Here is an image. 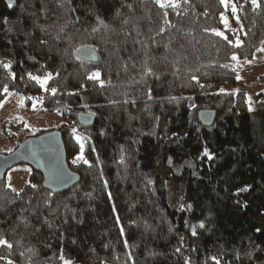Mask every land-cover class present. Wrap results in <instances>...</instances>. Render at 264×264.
<instances>
[{
    "label": "trees",
    "instance_id": "16d2710c",
    "mask_svg": "<svg viewBox=\"0 0 264 264\" xmlns=\"http://www.w3.org/2000/svg\"><path fill=\"white\" fill-rule=\"evenodd\" d=\"M178 3L161 9L153 0H21L9 7L0 0V61H11L15 74L0 66V105L16 92L60 114L67 163L80 176L71 190L54 194L31 168L28 182L36 187L26 183L17 196L5 174L0 236L13 247L0 246V256L63 264L62 250L72 264H213L211 256L221 264H264V106H254L264 91L251 97L249 111L246 92L224 90L236 84L243 61L264 54V0L258 9L250 0ZM164 11L174 27L164 23ZM82 47L95 48L99 63L79 61ZM145 66L155 75L144 76ZM95 72L99 80L88 79ZM29 73H52L45 88L56 94ZM204 109L216 112L211 127L199 120ZM80 113H94V123L82 126ZM73 128L86 137L88 164L72 162L80 152ZM0 132L15 141L5 127ZM245 185L249 191L234 195Z\"/></svg>",
    "mask_w": 264,
    "mask_h": 264
},
{
    "label": "water",
    "instance_id": "95a60500",
    "mask_svg": "<svg viewBox=\"0 0 264 264\" xmlns=\"http://www.w3.org/2000/svg\"><path fill=\"white\" fill-rule=\"evenodd\" d=\"M9 4L10 0H4ZM21 0H11L15 5ZM75 56L79 61L88 64H98L99 53L95 48L82 47ZM199 120L205 127H211L216 119V112L210 109L201 110ZM79 123L90 126L94 123V115L80 113ZM26 165L43 175V187L54 194H62L71 190L80 181L78 173L72 171L67 163V153L62 134L50 131L38 136H32L22 141L9 154H0V179L15 166Z\"/></svg>",
    "mask_w": 264,
    "mask_h": 264
},
{
    "label": "rangeland",
    "instance_id": "374dc122",
    "mask_svg": "<svg viewBox=\"0 0 264 264\" xmlns=\"http://www.w3.org/2000/svg\"><path fill=\"white\" fill-rule=\"evenodd\" d=\"M241 63L240 79L235 85H227L225 91H244L251 98L264 91V54L253 60ZM23 101V103H21ZM254 101V100H253ZM254 106L263 107L264 99L257 101ZM64 122L63 117L56 112H47L36 101L26 103V98L20 93H9L0 105V130L5 127L8 132L16 135L15 141L0 132V154L9 152L15 143H21L25 136L34 135L44 129H58ZM27 125V126H26ZM31 167L18 165L6 173L8 184L20 190L28 182ZM10 177V181H9ZM1 264V262H0Z\"/></svg>",
    "mask_w": 264,
    "mask_h": 264
},
{
    "label": "snow or ice",
    "instance_id": "6c2138e0",
    "mask_svg": "<svg viewBox=\"0 0 264 264\" xmlns=\"http://www.w3.org/2000/svg\"><path fill=\"white\" fill-rule=\"evenodd\" d=\"M153 2L156 5H158V7L161 8V9H168V8L176 9V8L180 7V4L178 3V0H153ZM250 2L252 4V6H253V9L261 8V0H250ZM184 3H188V0H184ZM220 3L223 4L225 7L229 6V0H220ZM11 6H12V3H11V0H10L9 7H11ZM231 11H232V13L234 15L236 14L237 7H236L235 4H231ZM177 15H179V13H177ZM163 16L165 17L164 23L167 24L170 27H174V25H172L171 22L167 20V16H168V12L167 11H164ZM222 18H223V14H222ZM235 18L237 20V23H239L240 22L239 21V16H236ZM97 19H99V18H97ZM223 22H224L225 26L227 27L228 26L227 18H223ZM100 23L103 24V21L101 20ZM97 30L98 29H95V28L93 29L94 32L97 31ZM242 30H243V26L241 25V31ZM164 31H165V28L161 27L160 30H159V34H162ZM212 31H213V33L216 36H220L223 39L228 40V37L225 36L223 32L217 31L215 29H213ZM245 35H246V33H245ZM228 43L232 44L233 42L229 40ZM241 43L242 42L239 40V37L237 36L234 46L235 47H240ZM75 51L77 53H79L81 51V49L77 48ZM259 51H264V48L259 49ZM238 59L239 58H238V56L236 54H233L231 56V60H233V61H238ZM245 62L250 63V61H245ZM0 66H2L6 71L9 72V74L12 77V79H15V74L11 73V71H10V69H11V61H8V62L0 61ZM223 67H228V65H223ZM233 70H235V69H233ZM143 75L144 76L155 75V73L152 71V69L150 67L145 66ZM28 77H29V79L36 81L40 85L41 88H45V85H47L48 81L53 78L52 77V73H48L47 76L44 77V78H41L40 76H35V75H32L31 73H29ZM99 78H100V73L99 72L92 73L91 75L88 76V79H90V80H99ZM240 78L241 77L239 76V74H237V79L239 80ZM192 79L196 80L197 78L193 77ZM101 86H103V82H101ZM81 87H84V86L81 85ZM201 87H204V85H201ZM45 90L46 91H50L53 95L56 94V92H57L56 88H51V89H46L45 88ZM2 91H3V93H9L8 86L5 85L3 87V89H2ZM223 91L224 90L221 89V92H223ZM69 94L72 95L73 93H69ZM248 101H249V111H251L252 109H251V98L250 97L248 98ZM21 103H23V101H21ZM91 115H94V113H92ZM72 132H73V136L76 139V142L80 146V152H79L78 155H76V157L73 159L72 162L75 164V163H78V162L82 161L84 164H88L89 162L84 158V155H83V153H84V140L86 139V137H83V136L79 135L76 132L75 128L72 129ZM202 155L206 156L208 160H212L213 159V155L208 151L207 148L204 149ZM169 163H171V160H169ZM9 181H10V177H9ZM27 183L32 188L36 187V185L32 184L30 181L27 182ZM104 183H105V187H107V181H105ZM149 183H151V182L149 181ZM8 187L13 192H15L17 196L20 195V192L16 188H13L10 182L8 184ZM249 188H250V186L245 185L244 187H241V188L237 189L236 192L234 193V195H239L242 192H247V191H249ZM187 208L190 210L192 208V205H190V204L187 205ZM190 227H191L192 235L196 236L197 235V231H196L197 226L196 225H192ZM198 227L201 228V229L205 228L204 222L201 221L198 224ZM256 231L260 232V229L257 228ZM121 235H123V228H121ZM124 244H125L126 247L128 246L127 240L124 241ZM0 246L6 247L7 249H12L13 244L10 241H8L6 238H4L3 236H0ZM182 247H183V237H181L180 247H177L175 249L176 253H181ZM59 259L63 262V264H72L71 260L65 259L62 250H61V253L59 255ZM129 259H131V255L130 254H129ZM209 259L213 262V264H221L222 257L218 258L216 256H211V257H209ZM0 260H6V264H14V262L11 259H8L7 257H4V256H0ZM185 264H190L188 258H185Z\"/></svg>",
    "mask_w": 264,
    "mask_h": 264
}]
</instances>
